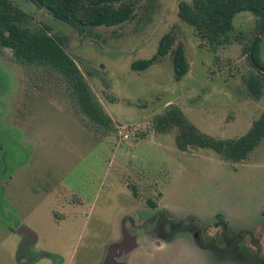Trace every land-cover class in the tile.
Masks as SVG:
<instances>
[{
  "label": "rangeland",
  "instance_id": "374dc122",
  "mask_svg": "<svg viewBox=\"0 0 264 264\" xmlns=\"http://www.w3.org/2000/svg\"><path fill=\"white\" fill-rule=\"evenodd\" d=\"M11 1L67 37L112 126L80 110L61 74L0 47V264H264V141L237 162L180 150L177 131L154 123L175 104L213 137L246 134L264 111L244 82L257 37L264 66V22L239 12L212 45L180 18L182 0H143L129 21L84 33ZM170 32L189 71L176 78L171 52L134 70ZM20 230L37 240L23 244Z\"/></svg>",
  "mask_w": 264,
  "mask_h": 264
},
{
  "label": "trees",
  "instance_id": "16d2710c",
  "mask_svg": "<svg viewBox=\"0 0 264 264\" xmlns=\"http://www.w3.org/2000/svg\"><path fill=\"white\" fill-rule=\"evenodd\" d=\"M45 7L57 20L63 21L84 33L88 28L117 26L135 15L136 6L143 0H32ZM249 11L264 22V0H182L180 18L193 26L200 36L212 45H220L234 31V18ZM48 25L36 24L31 17L11 0H0V47L9 48L20 62L40 66L63 76L80 110L100 127L111 128L112 118L97 98L85 75L72 56L65 50L67 37L51 34ZM175 35L167 33L160 41L157 53L148 59L132 63L134 70H146L166 56L173 55L175 75L180 80L188 71L189 63L182 43L173 49ZM260 39L253 50L249 49L255 68L244 78L249 95L261 99L264 95V66L259 55ZM155 127L161 133L177 131L176 143L180 150L191 147L214 150L224 159L246 160L264 141V111L251 129L238 138H217L202 132L184 111L170 104L155 118ZM154 207L157 205L152 203Z\"/></svg>",
  "mask_w": 264,
  "mask_h": 264
},
{
  "label": "flooded vegetation",
  "instance_id": "af4514ba",
  "mask_svg": "<svg viewBox=\"0 0 264 264\" xmlns=\"http://www.w3.org/2000/svg\"><path fill=\"white\" fill-rule=\"evenodd\" d=\"M20 232H22L23 234H29L30 235V236H27V237L24 238V240H23L24 243L23 244L29 245V244L34 243L35 240H37V236L35 234H33V232H28V230L26 232L24 230H20ZM53 258L55 259V257H53ZM57 261H58V259H57ZM57 261L55 260L54 264H58Z\"/></svg>",
  "mask_w": 264,
  "mask_h": 264
},
{
  "label": "water",
  "instance_id": "95a60500",
  "mask_svg": "<svg viewBox=\"0 0 264 264\" xmlns=\"http://www.w3.org/2000/svg\"><path fill=\"white\" fill-rule=\"evenodd\" d=\"M258 38H259V37L256 38V40H255V42H254V44H253V47H252V50H251V55H252L253 50H254V48H255L257 42H258ZM122 249H123L122 251H126V249H128V246L125 247V245H123V248H122ZM129 249H131V248H129Z\"/></svg>",
  "mask_w": 264,
  "mask_h": 264
}]
</instances>
